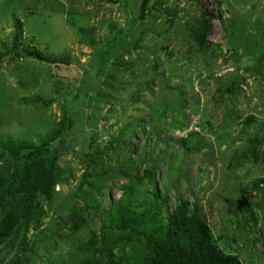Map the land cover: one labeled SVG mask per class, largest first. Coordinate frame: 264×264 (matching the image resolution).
Listing matches in <instances>:
<instances>
[{
    "label": "rangeland",
    "instance_id": "rangeland-1",
    "mask_svg": "<svg viewBox=\"0 0 264 264\" xmlns=\"http://www.w3.org/2000/svg\"><path fill=\"white\" fill-rule=\"evenodd\" d=\"M140 4L0 0V173L13 168L8 141L38 144L65 120L25 252L35 264H134L143 236L115 226L118 201L140 213L157 199L166 220L182 199L223 252L264 264V141L249 152L264 136V0H149L144 19ZM113 232L119 244L97 250ZM20 239L0 245V264Z\"/></svg>",
    "mask_w": 264,
    "mask_h": 264
},
{
    "label": "trees",
    "instance_id": "trees-1",
    "mask_svg": "<svg viewBox=\"0 0 264 264\" xmlns=\"http://www.w3.org/2000/svg\"><path fill=\"white\" fill-rule=\"evenodd\" d=\"M148 1L141 0L140 19L145 17ZM210 14L222 20L220 14ZM200 17L195 38L202 46L208 37L211 19L207 12ZM64 122L59 121L50 136L41 138L38 144L8 141L4 145L14 163L11 171L7 167L0 173V204L4 201L8 204L0 218V245L14 234H21L18 252L6 264H35L25 252L28 246L26 232L41 211V198L50 197L54 191L58 165L57 156L50 150L49 143L60 134ZM263 141L264 136L249 139L253 144L249 152ZM143 172L152 174L149 169ZM156 202L153 210L145 207L140 213H135L123 200L118 201L115 226L135 239L143 236L142 252L135 257L134 264H241L237 256L219 248L197 208L188 211L185 201L180 199L165 220L161 213L163 202L157 199ZM119 240V235L114 232L111 237L105 235L97 250L105 253L112 251ZM29 251H32L31 247Z\"/></svg>",
    "mask_w": 264,
    "mask_h": 264
}]
</instances>
